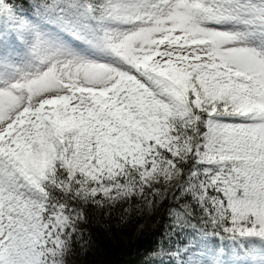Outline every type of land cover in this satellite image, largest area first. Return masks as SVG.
I'll return each mask as SVG.
<instances>
[{
	"label": "snow or ice",
	"instance_id": "obj_1",
	"mask_svg": "<svg viewBox=\"0 0 264 264\" xmlns=\"http://www.w3.org/2000/svg\"><path fill=\"white\" fill-rule=\"evenodd\" d=\"M117 207L163 208L145 264H264V0H0V264Z\"/></svg>",
	"mask_w": 264,
	"mask_h": 264
},
{
	"label": "trees",
	"instance_id": "obj_2",
	"mask_svg": "<svg viewBox=\"0 0 264 264\" xmlns=\"http://www.w3.org/2000/svg\"><path fill=\"white\" fill-rule=\"evenodd\" d=\"M89 215L98 244L87 257H78L75 264H145L166 222L163 208L151 215L133 210L126 223L119 207L112 210L110 219L104 210H90Z\"/></svg>",
	"mask_w": 264,
	"mask_h": 264
}]
</instances>
